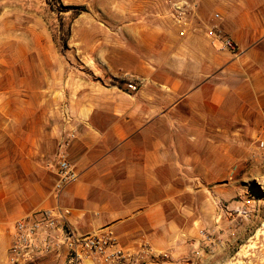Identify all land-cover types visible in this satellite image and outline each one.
Listing matches in <instances>:
<instances>
[{"label": "crops", "instance_id": "1", "mask_svg": "<svg viewBox=\"0 0 264 264\" xmlns=\"http://www.w3.org/2000/svg\"><path fill=\"white\" fill-rule=\"evenodd\" d=\"M112 1L111 45H70L105 83L81 63L59 79L52 45L0 44V264H74L66 250L34 262L11 252L19 220L57 208L79 235L112 232L132 258L121 264L191 252L209 194L223 191L216 168L264 139V0H188L186 27L165 0ZM62 155L77 179L57 194Z\"/></svg>", "mask_w": 264, "mask_h": 264}, {"label": "rangeland", "instance_id": "2", "mask_svg": "<svg viewBox=\"0 0 264 264\" xmlns=\"http://www.w3.org/2000/svg\"><path fill=\"white\" fill-rule=\"evenodd\" d=\"M112 0H0V44L52 45L46 50L61 75L79 73L87 80L105 83L107 75L94 60L80 62L70 45H111ZM167 12L170 14L168 6ZM53 54V55H52ZM86 65V66H85ZM75 68V69H73ZM60 84V85H59ZM58 89H63L62 83ZM264 139H247L246 146H232L228 168L217 169L213 186L223 191L209 194L213 209L200 212L196 248L181 256H167V264H264ZM209 191V190H208ZM252 197L253 209L244 214L243 203Z\"/></svg>", "mask_w": 264, "mask_h": 264}, {"label": "built area", "instance_id": "3", "mask_svg": "<svg viewBox=\"0 0 264 264\" xmlns=\"http://www.w3.org/2000/svg\"><path fill=\"white\" fill-rule=\"evenodd\" d=\"M169 12L175 23L181 27L188 25V18L195 9V4L188 0H165ZM209 36L220 39L225 48L235 50L232 41L226 37L223 32L213 26ZM184 35V31L181 32ZM129 89L135 90L136 87L130 83ZM72 133L71 138L74 137ZM67 145V141L62 145ZM264 148V141L260 143ZM59 182L56 185V193L60 194L69 184L77 179L72 165L62 155L59 161L58 169ZM242 212L247 214L250 209L255 212L256 202L252 197L245 199ZM68 210L60 208L54 210H45L33 218L21 219L16 223L15 235L11 246V252L14 254V260H24L34 262L51 252L66 250L70 260L77 264L83 259L96 255L108 264H121L127 260L132 263V258L127 257L123 250L118 247L117 239L112 232L103 235H79L67 222ZM167 253H161L155 260L157 264H167Z\"/></svg>", "mask_w": 264, "mask_h": 264}]
</instances>
